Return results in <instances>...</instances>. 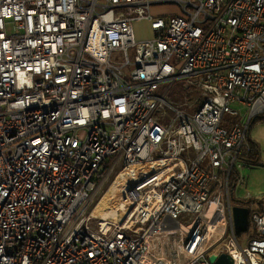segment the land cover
<instances>
[{
  "label": "built area",
  "instance_id": "built-area-1",
  "mask_svg": "<svg viewBox=\"0 0 264 264\" xmlns=\"http://www.w3.org/2000/svg\"><path fill=\"white\" fill-rule=\"evenodd\" d=\"M181 1L0 0V264H264V206L242 245L230 200L264 114V0ZM142 164L94 211L105 170Z\"/></svg>",
  "mask_w": 264,
  "mask_h": 264
},
{
  "label": "rangeland",
  "instance_id": "rangeland-1",
  "mask_svg": "<svg viewBox=\"0 0 264 264\" xmlns=\"http://www.w3.org/2000/svg\"><path fill=\"white\" fill-rule=\"evenodd\" d=\"M192 10V8H190ZM170 16L162 17L168 19ZM134 36L136 40H144L153 36V32L150 28V23L145 20H136L132 23ZM188 89L184 83H176L171 88V93L176 94L178 97V103L183 101L185 94H187ZM190 96H188L189 98ZM250 139L256 142L260 148V161L259 163H249L243 161V159L238 160V173L240 176V181L234 186V196L237 200H244L250 202L255 209L258 207V201L264 199V114L259 115L251 123L249 129ZM118 170H113L107 172L105 170L100 178V184L97 188L96 194L94 196V203L91 207L94 211L101 213V209L106 208L110 205L108 202V197L111 195V189L115 183V178L118 174ZM107 202V205H105ZM250 205V206H251ZM249 227L247 231L237 235V239L242 245L247 242L245 238L251 235L252 223L249 220Z\"/></svg>",
  "mask_w": 264,
  "mask_h": 264
},
{
  "label": "bare ground",
  "instance_id": "bare-ground-1",
  "mask_svg": "<svg viewBox=\"0 0 264 264\" xmlns=\"http://www.w3.org/2000/svg\"><path fill=\"white\" fill-rule=\"evenodd\" d=\"M147 172H148V167L147 165L144 164L122 171L121 174L117 177V180H115V183L111 189V195L108 197V202H110V205H108L106 208L101 209L102 211L100 215L103 217L115 216L117 210L123 208L126 205L121 200L122 191L130 187L138 179L139 174L147 173ZM106 205L107 202H105L104 206ZM208 230H209L208 236L214 234L212 239L215 240L217 239V237H219L222 228L221 227L214 228L213 226H209Z\"/></svg>",
  "mask_w": 264,
  "mask_h": 264
},
{
  "label": "water",
  "instance_id": "water-1",
  "mask_svg": "<svg viewBox=\"0 0 264 264\" xmlns=\"http://www.w3.org/2000/svg\"><path fill=\"white\" fill-rule=\"evenodd\" d=\"M233 224L236 235L247 231L249 226V209L244 206H232ZM212 264H231V258L225 253H213L209 256Z\"/></svg>",
  "mask_w": 264,
  "mask_h": 264
},
{
  "label": "trees",
  "instance_id": "trees-1",
  "mask_svg": "<svg viewBox=\"0 0 264 264\" xmlns=\"http://www.w3.org/2000/svg\"><path fill=\"white\" fill-rule=\"evenodd\" d=\"M225 120H228L232 123H235L237 121V118H225ZM250 148L251 150L242 158L243 161H247L249 163H259L260 161V148L259 145L250 140ZM237 183V176L234 177L231 181L230 184V200L232 205H239V206H244L249 208L251 204H249L250 202L244 201V200H237L234 196V185ZM264 206V199L261 201H258V207L256 210L261 211L263 209Z\"/></svg>",
  "mask_w": 264,
  "mask_h": 264
},
{
  "label": "crops",
  "instance_id": "crops-1",
  "mask_svg": "<svg viewBox=\"0 0 264 264\" xmlns=\"http://www.w3.org/2000/svg\"><path fill=\"white\" fill-rule=\"evenodd\" d=\"M182 6L181 0H149L150 13L154 17L179 15L182 12Z\"/></svg>",
  "mask_w": 264,
  "mask_h": 264
},
{
  "label": "flooded vegetation",
  "instance_id": "flooded-vegetation-1",
  "mask_svg": "<svg viewBox=\"0 0 264 264\" xmlns=\"http://www.w3.org/2000/svg\"><path fill=\"white\" fill-rule=\"evenodd\" d=\"M237 206H239V205H237Z\"/></svg>",
  "mask_w": 264,
  "mask_h": 264
}]
</instances>
